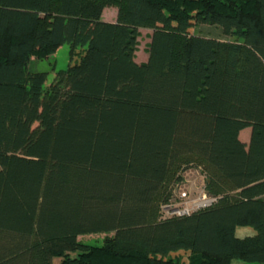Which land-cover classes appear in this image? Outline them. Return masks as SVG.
I'll return each instance as SVG.
<instances>
[{"label":"trees","instance_id":"trees-1","mask_svg":"<svg viewBox=\"0 0 264 264\" xmlns=\"http://www.w3.org/2000/svg\"><path fill=\"white\" fill-rule=\"evenodd\" d=\"M65 45L79 61L45 88L28 66ZM187 169L215 202L162 219ZM177 251L264 264V0H0V264H183Z\"/></svg>","mask_w":264,"mask_h":264},{"label":"rangeland","instance_id":"rangeland-1","mask_svg":"<svg viewBox=\"0 0 264 264\" xmlns=\"http://www.w3.org/2000/svg\"><path fill=\"white\" fill-rule=\"evenodd\" d=\"M113 8V7H112ZM113 10V9H112ZM112 11L109 10L108 16ZM191 34H200L205 36L214 37L220 40L233 41L232 38L225 37L221 34V31L217 27H211L207 25H198L190 30ZM148 31L141 30L137 40V52H145L148 44ZM79 61L78 57H75L73 61L69 58V47L63 46L61 51L56 55L49 57L46 60H32L28 66V71L32 73H46L47 81L45 88H47L55 75L59 71H64L68 68L69 64H74ZM250 130V129H249ZM182 181L178 184L173 185L172 199L167 207L173 208V210H185L192 208H203L210 199L205 190V175L199 169H187L182 173ZM211 205V204H210ZM165 207H162L161 215L162 219L171 216V212L165 211ZM255 235V231L250 227H238L235 230V237L243 239L245 237H251ZM113 234H90L78 237V241L83 245L91 248H102L107 240H109ZM191 254L186 251H177L169 254L166 258L174 262H180L188 264L190 262ZM58 260L55 264H58ZM230 264H250L239 260H232Z\"/></svg>","mask_w":264,"mask_h":264},{"label":"crops","instance_id":"crops-1","mask_svg":"<svg viewBox=\"0 0 264 264\" xmlns=\"http://www.w3.org/2000/svg\"><path fill=\"white\" fill-rule=\"evenodd\" d=\"M109 10H111L112 12L108 16V13L107 12H109ZM116 18H117V10L115 8H106L103 11V13H102L101 20L103 22H106V23H115L116 22ZM141 30L148 31V33H149L148 34L149 35L148 44H149L150 43V37H151V35H152L153 32L151 30H148V29H139L138 32H140ZM148 44H147V46H148ZM61 49L62 48H60L54 55H56L59 51H61ZM134 61L138 65L145 64L148 61L147 49H146L145 52H141V53L140 52H137V49H136L135 54H134ZM250 133L251 132H250L249 129H245V130L241 131L240 134H239L240 141L242 143H244V144H248L249 139H250Z\"/></svg>","mask_w":264,"mask_h":264},{"label":"built area","instance_id":"built-area-1","mask_svg":"<svg viewBox=\"0 0 264 264\" xmlns=\"http://www.w3.org/2000/svg\"><path fill=\"white\" fill-rule=\"evenodd\" d=\"M214 202H215V199L213 198V199H210V201L207 204H204L205 206L203 208H195L194 209V208L190 207L189 209L187 208V209L182 210V211H180V210H176V211L171 210V211H169L170 209H173V208H169V207H165L164 209H165V211L171 212V215L185 216V215H189V214H191L193 212H196V211H198L200 209L207 208V207L210 206V204L212 205Z\"/></svg>","mask_w":264,"mask_h":264}]
</instances>
